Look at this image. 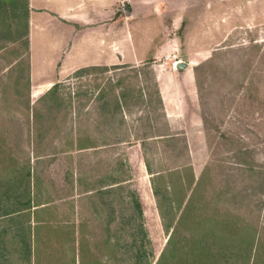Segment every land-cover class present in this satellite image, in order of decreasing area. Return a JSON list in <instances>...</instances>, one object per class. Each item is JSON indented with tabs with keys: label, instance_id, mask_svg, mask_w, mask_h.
Segmentation results:
<instances>
[{
	"label": "rangeland",
	"instance_id": "1",
	"mask_svg": "<svg viewBox=\"0 0 264 264\" xmlns=\"http://www.w3.org/2000/svg\"><path fill=\"white\" fill-rule=\"evenodd\" d=\"M155 1L156 14L145 6L149 0L131 2L129 59L136 52L142 60L107 70L75 69L56 78L64 101L48 94L54 83L47 90L35 86L45 91L33 96L28 37L10 38L23 28V18L15 16L21 9L11 0L0 1V16L7 17L0 27L13 28L10 36L0 32V45L6 44L0 48V192L30 165L33 179L42 178L44 203L32 208L30 264H129V240L140 221L155 264L169 233L153 174H164L155 175L162 186L179 179L171 175L178 168L185 180L187 165L196 176L210 166L213 178L206 190L216 195L230 168L238 171L241 151L255 174H264V0ZM179 61L187 65L178 67ZM200 63L206 67L198 80ZM52 77L42 76L37 84ZM126 86L134 90L121 96ZM78 89L87 90L73 93ZM114 177L124 179L125 188L99 195L97 188L114 185ZM129 188L141 197L143 220L130 217L131 204L123 195ZM10 201L0 207V230L8 228L4 239L11 250L17 248V224L10 219L15 214L9 212ZM108 201L115 207L109 224L108 216L97 210L110 209ZM255 203L251 212L247 199L227 202L264 231L263 192ZM43 205L48 210L37 213ZM82 219L87 221L83 228ZM14 252L9 264H21L22 255Z\"/></svg>",
	"mask_w": 264,
	"mask_h": 264
},
{
	"label": "trees",
	"instance_id": "2",
	"mask_svg": "<svg viewBox=\"0 0 264 264\" xmlns=\"http://www.w3.org/2000/svg\"><path fill=\"white\" fill-rule=\"evenodd\" d=\"M26 1L24 3L22 0H11L15 7L21 9V12L15 14V16L21 20L23 18V28L19 30L16 28V35L10 36L13 33H10V30H13V28H11L12 24H10L11 29L9 27H0V32L9 33L8 35L10 38L12 37L11 40L16 41L17 38L19 39L28 35L30 7L29 0ZM4 19H7V17L0 16V20L3 21ZM6 26H8V24ZM4 47H6V44L0 45V48ZM121 66L115 68H120ZM203 66L206 67L205 64L200 63L195 68L196 78L198 80L199 73L201 74V70L204 68ZM91 68L109 69L108 66H84L78 68L76 72L79 73L78 70L88 71ZM122 81L123 79L120 78L117 80V83ZM86 90L87 89H78L73 91V93L81 95V92ZM133 90V87L126 86V89L120 90L119 93L121 96H125L127 92ZM103 91L109 93V91L105 89ZM65 92L67 91H64V93ZM59 93L60 82H56L48 90V94L64 101L66 96L64 94L60 95ZM85 94H88V92ZM116 97L114 98L116 99ZM244 154L245 153L242 151L239 153V155H242V158H240L242 161L238 160L237 167H235V169L239 168L236 172L239 176L236 177V173L229 167V174L224 176L225 179L223 178L224 185H222L221 191L216 195L209 194L208 190H206L207 185L213 178L210 166L206 167L199 176H196L192 165H187L186 169L189 171V175L185 180L181 175L182 168H178L174 170V172H171V175L176 174L179 176V179L177 181L167 182L162 186L158 183L155 175H160V177L164 178V174L157 172L152 175V186L157 199L160 215L163 220L164 228L169 233L166 247L163 249L155 264H264V231H261L259 224L252 218L240 214L236 206L229 208L230 204H227V202L229 203V201L232 200L233 202H239L247 199L251 212H254L252 210L257 209L256 203L254 204L255 196L260 195L262 192L264 193V174H255L257 171L252 165L250 166L251 162L247 160L248 158H246L245 161L250 164L244 162ZM32 169L33 166H28L26 174L22 178L17 176L13 184L8 183L7 185H2L6 188L0 192V207H2L1 205L4 201L11 200L10 203L6 204H12L13 206L10 207L9 212L15 213L10 219H16L17 227L15 241H17V248H12L11 250L8 248L7 240L4 239L8 228L1 229L0 264H9L11 256L15 253L14 251L20 253V256L22 255L21 264L31 263L33 256L31 238L32 208L33 206H40L44 203V201L40 200V183L42 182V178L38 175L33 179ZM149 169L152 172L150 164ZM78 180L82 181L83 178L79 177ZM113 180L114 185L97 188L98 194L103 197L111 190H121V188H125V186L121 184V181H124V179L119 180L118 177H114ZM252 180L256 183L252 184ZM255 184H260L261 190L256 189L259 185L255 186ZM126 193L123 195L131 204V219L140 218L143 220L144 206L138 191L129 188ZM182 194H185L183 201ZM45 206L43 205V207L37 209L36 212L39 213V211H43L44 209L47 211L48 208ZM107 206H109L110 209L104 210L102 206H98L97 210L108 216L109 224L112 222L111 220L114 219L115 207H113L109 201L107 202ZM6 213L8 212H4V214ZM37 216L39 222H42L43 219L41 216L39 214H37ZM22 218H25V220H22ZM86 225L87 221L82 219L80 227L83 228ZM39 226L40 225L36 226V228H39ZM135 228L137 230H132L129 240V248L133 249L130 250L132 251L130 258L133 260H131L129 264H151L145 245L147 232L144 221H140ZM82 264L87 263L83 260Z\"/></svg>",
	"mask_w": 264,
	"mask_h": 264
},
{
	"label": "crops",
	"instance_id": "3",
	"mask_svg": "<svg viewBox=\"0 0 264 264\" xmlns=\"http://www.w3.org/2000/svg\"><path fill=\"white\" fill-rule=\"evenodd\" d=\"M140 1L144 0H137L138 4ZM131 2L29 0L27 37L33 96L50 88L56 78L60 80L64 74L84 66L138 64L142 60L138 53L133 52L129 59L134 33L130 25L134 12ZM145 6L152 14L158 12V1L149 0ZM48 75L54 77L37 84L40 77ZM43 85L45 90L35 88Z\"/></svg>",
	"mask_w": 264,
	"mask_h": 264
},
{
	"label": "water",
	"instance_id": "4",
	"mask_svg": "<svg viewBox=\"0 0 264 264\" xmlns=\"http://www.w3.org/2000/svg\"><path fill=\"white\" fill-rule=\"evenodd\" d=\"M177 65H178V67H184L187 65V63L184 61H179Z\"/></svg>",
	"mask_w": 264,
	"mask_h": 264
}]
</instances>
